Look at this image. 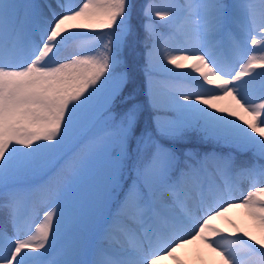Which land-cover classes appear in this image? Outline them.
Listing matches in <instances>:
<instances>
[{
    "label": "snow or ice",
    "instance_id": "snow-or-ice-1",
    "mask_svg": "<svg viewBox=\"0 0 264 264\" xmlns=\"http://www.w3.org/2000/svg\"><path fill=\"white\" fill-rule=\"evenodd\" d=\"M134 7L0 0V264H186L177 250L197 241L264 264V239L212 223L243 208L264 232V0L145 7L149 120L124 94ZM186 61L199 90L154 79Z\"/></svg>",
    "mask_w": 264,
    "mask_h": 264
},
{
    "label": "rangeland",
    "instance_id": "rangeland-1",
    "mask_svg": "<svg viewBox=\"0 0 264 264\" xmlns=\"http://www.w3.org/2000/svg\"><path fill=\"white\" fill-rule=\"evenodd\" d=\"M35 2L43 4L48 2V0H35ZM179 2L183 3V0H179ZM226 2L231 3L232 0H226ZM149 3L151 2L146 3L145 7ZM84 31L90 30L85 29ZM163 31L167 32L168 29L163 28ZM173 46L176 48V51H174L173 54L181 55L182 52L180 51V49L184 47V45L181 43H174ZM71 51V48L67 49L65 55H67ZM184 63L185 67L180 69H177L174 65L170 64L156 67L154 69V79L156 81L163 82L164 84H166L167 87L170 88L174 93H179L181 91L199 90V74L195 73L189 67H187V65H190L192 61H186ZM169 69H171V71H168ZM205 87L208 86L205 85ZM254 95L255 97H257V102H259V92L256 91ZM137 103L142 105V103L140 102ZM217 103L219 107L230 106L229 100L219 101ZM161 116H171V114ZM133 178L134 174L130 171H126L123 183L125 185L130 184ZM239 186L244 192H246L249 187V181L241 180ZM119 197H122V191H119L116 199L110 202V211L115 212L117 207V199H120ZM38 212L42 214L43 208H38ZM0 220H2V216H0ZM212 223L216 227L222 229L225 233H234L237 232L238 229L240 233L248 232L251 236L255 237L256 239H264V232H261L259 228L255 226L254 221L247 215L245 209L243 208L229 209L228 212H226L221 217H217ZM177 255L182 260L186 261V264H222L219 255L217 253L212 252V250L208 248L206 244L200 241H197L191 245H187L184 249H178ZM163 264H176V262L171 258H166Z\"/></svg>",
    "mask_w": 264,
    "mask_h": 264
},
{
    "label": "trees",
    "instance_id": "trees-1",
    "mask_svg": "<svg viewBox=\"0 0 264 264\" xmlns=\"http://www.w3.org/2000/svg\"><path fill=\"white\" fill-rule=\"evenodd\" d=\"M148 2H152V0H133L135 5L132 13L133 32L121 52L122 62L132 75V83L127 86L124 94L133 93L136 97V102L142 103L145 109V120H149L156 115L150 107L149 97L145 90L147 78L144 71L146 66V32L144 25L147 20L144 16V9ZM160 30L163 31L162 28ZM167 114L172 115L170 112H160V115ZM189 146L203 150L200 142L196 139H193ZM207 147H211V145Z\"/></svg>",
    "mask_w": 264,
    "mask_h": 264
}]
</instances>
